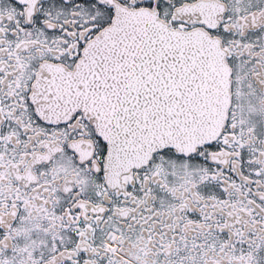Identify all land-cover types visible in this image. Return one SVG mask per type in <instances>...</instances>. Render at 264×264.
I'll list each match as a JSON object with an SVG mask.
<instances>
[{
  "label": "snow or ice",
  "instance_id": "obj_1",
  "mask_svg": "<svg viewBox=\"0 0 264 264\" xmlns=\"http://www.w3.org/2000/svg\"><path fill=\"white\" fill-rule=\"evenodd\" d=\"M0 264H264V0H0Z\"/></svg>",
  "mask_w": 264,
  "mask_h": 264
}]
</instances>
